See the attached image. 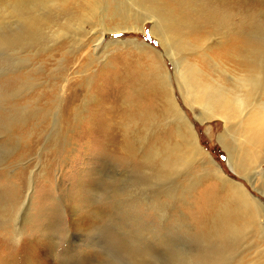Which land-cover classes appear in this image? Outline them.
Here are the masks:
<instances>
[{
  "label": "rangeland",
  "instance_id": "374dc122",
  "mask_svg": "<svg viewBox=\"0 0 264 264\" xmlns=\"http://www.w3.org/2000/svg\"><path fill=\"white\" fill-rule=\"evenodd\" d=\"M33 1L0 0V264H264V138L246 118L264 111L207 118L174 61L214 92L250 78L264 103V0ZM152 7L180 22L169 41ZM127 62L166 66L186 125L121 118Z\"/></svg>",
  "mask_w": 264,
  "mask_h": 264
},
{
  "label": "bare ground",
  "instance_id": "6f19581e",
  "mask_svg": "<svg viewBox=\"0 0 264 264\" xmlns=\"http://www.w3.org/2000/svg\"><path fill=\"white\" fill-rule=\"evenodd\" d=\"M34 1L36 2V0ZM34 1L33 4H36ZM180 2L182 5L188 4L186 0H182ZM21 7L15 9H17V11L21 13V9H20ZM163 8L164 7H161L159 9H154L152 7L150 9L152 13L150 19H154V26L159 27L161 31L160 34L162 41H164V39L169 41L166 35L169 34L171 36V34L175 32L174 26L179 25L180 22L173 21V23L172 22L167 23L165 20V16L170 18L172 13L170 12V14L167 15V12H165ZM23 19L24 22H26V25L28 26L24 27V32L22 35L23 36L25 35L24 37L28 38V36L34 35L31 30V27L36 23V21L34 18L30 16V14L28 16L23 17ZM41 21L42 19L40 17V22ZM127 28L135 29L136 27L132 26ZM137 28L139 29L141 27H137ZM19 35L20 34L15 33L14 35H12L9 41L10 42L11 40L12 42L16 41ZM21 37L22 36H20V38ZM14 44H17V41ZM174 61L176 64L177 80L183 96L185 97L186 100L201 104L202 108L204 109L205 116L207 118H213L217 114L218 115L223 114L222 117L225 118L226 120H229L228 119L230 118L229 115H233L234 112L237 113V111L241 110V108L246 110L247 107L254 108L255 106L258 105H260V109L264 111V103L260 102L259 95L258 97H256L255 95V91L259 93L258 91L259 86L256 84V82L252 81V79L247 78L241 82L237 81L236 88H241V91L239 93L236 92V88L233 90H228V92L226 91V89H221L218 92H214L211 89V85L209 83H205L204 81L200 82L199 80L201 78L199 74L200 70H195V71L188 70L184 65L183 61H178L177 59H174ZM123 65L125 66L123 67V70L118 69L113 72L115 80H118V82L122 83L121 85H118L120 87L118 92L124 89L123 91L126 94V96L132 98L134 102L132 105L129 104V107L128 106L125 108L119 107L121 118L122 116L136 115V119L137 116H139V119L142 120L143 122L146 120L153 122L154 124L149 123L151 127L154 126L158 127L162 121L167 120L165 118L166 117L165 113H174V116L177 117L176 122L179 124V126L186 125V123L188 122V120L186 119L187 116L180 108V105L176 100V96L170 82V75L165 65L161 64L157 66L155 70H149V67H147L148 72L144 74L139 72L137 74V72L135 71L136 68L132 64H129L128 62ZM134 93H136L135 96L133 95ZM250 111L247 112L246 118L250 125V130L253 132L252 135L254 136V138H260V137L264 138V112L262 114H259L260 116L255 115L251 117V115H249L247 117ZM101 112H104L103 117L105 120H107L109 115L108 106L102 107ZM115 118L116 117H114V119ZM139 122L140 121H137V123ZM191 131L195 133L192 126H191ZM130 136L131 139L132 138L141 139V141L144 143L147 141H152V139L162 140L161 139L162 134H158V133H151L149 137L146 136L142 137L140 134L136 133V131H132V134ZM185 140L189 146H192L191 132H189L188 135L185 136ZM196 148L198 149L200 148L198 147V143ZM238 152H240L239 147H238ZM236 188L238 187L235 185L234 189ZM209 191L210 192H208L205 197V202L207 203V205L213 204V202L220 197V194L217 193L216 190H211V188H209ZM237 193L239 194L238 196H241L242 199H246V195L244 194L243 191L240 192V190H238ZM230 215L238 216L239 213L237 211L222 210L219 215V222L225 223V220ZM221 228L222 227L220 226L217 232H221L220 231Z\"/></svg>",
  "mask_w": 264,
  "mask_h": 264
},
{
  "label": "snow or ice",
  "instance_id": "6c2138e0",
  "mask_svg": "<svg viewBox=\"0 0 264 264\" xmlns=\"http://www.w3.org/2000/svg\"><path fill=\"white\" fill-rule=\"evenodd\" d=\"M148 39L151 40L152 38L149 36Z\"/></svg>",
  "mask_w": 264,
  "mask_h": 264
}]
</instances>
